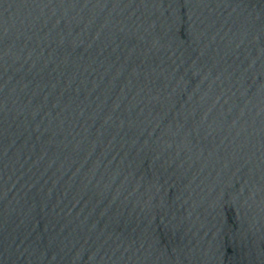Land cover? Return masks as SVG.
I'll list each match as a JSON object with an SVG mask.
<instances>
[{"label":"water","instance_id":"95a60500","mask_svg":"<svg viewBox=\"0 0 264 264\" xmlns=\"http://www.w3.org/2000/svg\"><path fill=\"white\" fill-rule=\"evenodd\" d=\"M0 264H264V0H0Z\"/></svg>","mask_w":264,"mask_h":264}]
</instances>
